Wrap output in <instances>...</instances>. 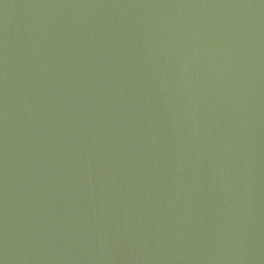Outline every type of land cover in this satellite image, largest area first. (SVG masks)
<instances>
[{
	"label": "water",
	"instance_id": "95a60500",
	"mask_svg": "<svg viewBox=\"0 0 264 264\" xmlns=\"http://www.w3.org/2000/svg\"><path fill=\"white\" fill-rule=\"evenodd\" d=\"M0 264H264V0H0Z\"/></svg>",
	"mask_w": 264,
	"mask_h": 264
}]
</instances>
